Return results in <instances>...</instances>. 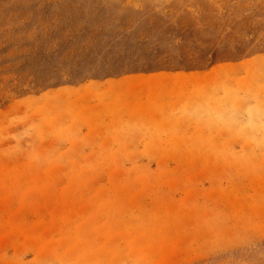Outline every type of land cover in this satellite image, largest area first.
Segmentation results:
<instances>
[{
	"label": "rangeland",
	"instance_id": "374dc122",
	"mask_svg": "<svg viewBox=\"0 0 264 264\" xmlns=\"http://www.w3.org/2000/svg\"><path fill=\"white\" fill-rule=\"evenodd\" d=\"M0 264H264V0H0Z\"/></svg>",
	"mask_w": 264,
	"mask_h": 264
}]
</instances>
